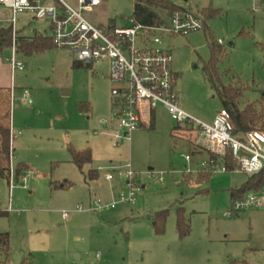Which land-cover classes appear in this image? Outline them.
Instances as JSON below:
<instances>
[{"label":"rangeland","instance_id":"1","mask_svg":"<svg viewBox=\"0 0 264 264\" xmlns=\"http://www.w3.org/2000/svg\"><path fill=\"white\" fill-rule=\"evenodd\" d=\"M135 1L104 0L84 15L97 26L127 25ZM168 1L206 23L203 30L163 37L171 46L181 108L205 122L222 108L204 69L214 53L215 84L238 88L241 109L264 108V0ZM50 2L61 8L58 0ZM11 16L0 6V19ZM15 31L16 39L51 35V21L19 13ZM12 55V45L4 47L0 63L10 67ZM16 59L24 68L2 73L0 81L12 88L11 96L0 94V120L12 130L9 171L0 175V233L8 234L0 264H264V209L227 215L232 189L242 187L248 173L200 178L208 173L197 172L198 159L208 153L192 155L196 131L176 123L162 105L152 128L114 145L108 123H100L109 121L115 86L108 60L84 66L61 47L29 55L17 50ZM25 91L31 103L24 100ZM79 102L89 109H79ZM256 128L263 129L259 123ZM71 148H89L92 161L80 168ZM91 170H97V178L89 177ZM125 170L143 186L136 204L119 202L127 194L119 175ZM108 174L113 178L106 179ZM164 209L165 230L158 234L153 216ZM179 217L189 226L183 237L177 231Z\"/></svg>","mask_w":264,"mask_h":264},{"label":"built area","instance_id":"2","mask_svg":"<svg viewBox=\"0 0 264 264\" xmlns=\"http://www.w3.org/2000/svg\"><path fill=\"white\" fill-rule=\"evenodd\" d=\"M58 2L61 8L50 0H0V6L12 13L11 17L0 19V23L8 22L12 26L13 55L8 61L13 71L24 68L23 62L16 59L17 15L29 13L35 19L49 18L54 46L71 50L75 62L87 66L95 61H109L108 76L115 83L111 90L112 109L109 121L100 120V123L112 125L114 145L120 140H131L136 130L149 128L153 109L162 105L176 123L186 124L196 131L195 146L208 153L206 159H198V173L238 170L253 175L264 171V129L235 133L230 113L225 108L216 113L212 122H205L190 115L178 103L171 46H165L163 37L205 29L206 23L200 16L182 8L174 10L159 24L138 22L132 16L127 25L97 26L84 12L93 11L104 0ZM28 95L25 91L24 100L31 103ZM185 158L192 161L190 154ZM192 172L187 170V173ZM119 175L125 179L127 187V194L121 195L119 202L136 204V195L143 187L136 174L125 170ZM112 178L111 174L106 175V179ZM157 181L163 183L161 177ZM251 209H264V186L233 198L227 215ZM63 216L68 217V213Z\"/></svg>","mask_w":264,"mask_h":264},{"label":"trees","instance_id":"3","mask_svg":"<svg viewBox=\"0 0 264 264\" xmlns=\"http://www.w3.org/2000/svg\"><path fill=\"white\" fill-rule=\"evenodd\" d=\"M177 9H182L181 6L168 1V0H136L134 4V14L133 17L136 21L145 24H159L167 20L170 14ZM52 29V27H51ZM12 26L1 27L0 28V50L4 47L12 45ZM17 50L24 52L25 54H32L35 52H43L45 50L54 48L52 34L43 36L41 34H36L32 39L18 38L16 39ZM215 53L213 58L209 60L204 69L205 74L212 86L216 87L217 93L222 101V108H225L231 117V122L234 126L235 133H244L250 129L257 127L259 123L264 129V108L258 110L255 104H248L244 108L239 107V99L241 97V91L238 88L225 85L215 84ZM77 67V65H74ZM0 94H5L11 96V91L7 89L0 88ZM79 109L88 110L89 105L84 102H79ZM10 112V111H9ZM9 117V113H5V118ZM174 132L171 131V133ZM194 144V140L191 141ZM11 150V130L9 124L4 122V119L0 120V175L4 176L8 173V162ZM71 155L73 162L82 168L86 163L92 161V152L89 148L83 150H76L71 148ZM192 155L204 154L203 150L193 147ZM229 169L232 170L233 165L229 161ZM22 167L19 168L21 170ZM90 178H97V170H91L89 172ZM200 178H207V176ZM264 186V171L258 174L250 175L247 182L239 189H232V199L244 195L246 192L258 189ZM167 217V210H160L155 212L153 216V226L156 233L161 234L165 230V221ZM177 231L180 236H186L189 232V226L185 223L184 219L179 217L177 221ZM0 249L7 254L8 251V234L0 233Z\"/></svg>","mask_w":264,"mask_h":264},{"label":"crops","instance_id":"4","mask_svg":"<svg viewBox=\"0 0 264 264\" xmlns=\"http://www.w3.org/2000/svg\"><path fill=\"white\" fill-rule=\"evenodd\" d=\"M7 62V61H6ZM0 64H2V65H0L1 66V68H2V71H0V81H1V79H2V73H5V74H9L10 73V69H11V73L13 74L14 73V71H13V69H12V66H11V64H10V67H9V65H7L6 63H4V61H3V63H0ZM0 88H3V89H5L4 87H2V83L0 82ZM7 89V88H6ZM9 90L11 91V95H12V88H9ZM157 108V107H156ZM156 108L155 109H153V111H152V118H151V126L149 127V128H141V129H139V130H142V129H150V128H152L154 125H155V111H156ZM165 109V108H164ZM166 110V109H165ZM167 111V110H166ZM167 113H168V111H167ZM169 114V113H168ZM108 125L109 126H107V128L110 130V132H109V135L112 137V125L111 124H109L108 123ZM180 125V124H179ZM136 131H138V130H136ZM171 131H173V129L171 130ZM170 131V132H171ZM174 132H175V130H174ZM173 133H171V135H172ZM113 138V137H112ZM195 141V140H194ZM191 143V142H190ZM192 144V143H191ZM193 145V147H196L195 146V143L194 144H192ZM86 149V148H85Z\"/></svg>","mask_w":264,"mask_h":264}]
</instances>
